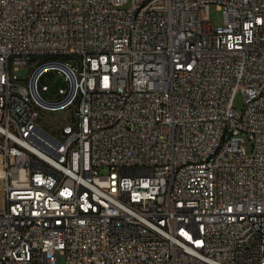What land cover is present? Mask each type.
<instances>
[{
	"label": "built area",
	"instance_id": "1",
	"mask_svg": "<svg viewBox=\"0 0 264 264\" xmlns=\"http://www.w3.org/2000/svg\"><path fill=\"white\" fill-rule=\"evenodd\" d=\"M0 264H264V0H0Z\"/></svg>",
	"mask_w": 264,
	"mask_h": 264
},
{
	"label": "rangeland",
	"instance_id": "2",
	"mask_svg": "<svg viewBox=\"0 0 264 264\" xmlns=\"http://www.w3.org/2000/svg\"><path fill=\"white\" fill-rule=\"evenodd\" d=\"M210 18L211 21L214 23V25H222L224 22V16L223 12L219 10V8L216 5H213L211 7V13H210ZM18 74L22 77H26L28 75V71L23 69L21 71H18ZM236 106L241 107L243 105V96L242 94H239L236 100ZM44 123L43 129L49 133V134H55L54 130L51 127V123H47L48 121H56V120H61L64 123H72L73 119L71 117V111L70 110H65L61 111L58 113H48L46 116H44ZM46 122V123H45ZM245 147L248 150V152H251L252 150V143L250 140L245 141Z\"/></svg>",
	"mask_w": 264,
	"mask_h": 264
}]
</instances>
